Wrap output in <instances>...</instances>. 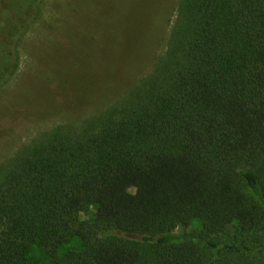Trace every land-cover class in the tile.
<instances>
[{"label": "trees", "instance_id": "trees-1", "mask_svg": "<svg viewBox=\"0 0 264 264\" xmlns=\"http://www.w3.org/2000/svg\"><path fill=\"white\" fill-rule=\"evenodd\" d=\"M44 2L0 0V89ZM145 5L117 29L124 58ZM122 94L0 170V264L35 245L52 264H144L143 244L154 264H264V0H178L166 51Z\"/></svg>", "mask_w": 264, "mask_h": 264}, {"label": "rangeland", "instance_id": "rangeland-1", "mask_svg": "<svg viewBox=\"0 0 264 264\" xmlns=\"http://www.w3.org/2000/svg\"><path fill=\"white\" fill-rule=\"evenodd\" d=\"M144 1L45 0L41 18L19 49L17 72L0 89V170L54 128L79 124L108 107L150 71L167 49L178 0ZM144 5L151 30L139 40V51L124 58L126 40L117 29H124L134 6ZM89 83L94 85L90 94L73 99L70 89L84 91ZM95 213L96 208L88 205L79 218L91 222ZM78 248L74 240L60 254ZM142 250L144 264H154L158 258L154 246L143 244ZM27 261L52 264L41 245L32 248Z\"/></svg>", "mask_w": 264, "mask_h": 264}]
</instances>
